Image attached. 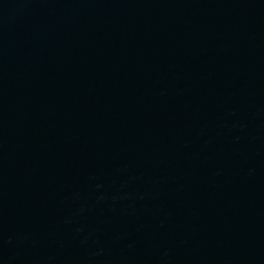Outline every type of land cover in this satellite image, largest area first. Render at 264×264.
Masks as SVG:
<instances>
[{"label":"water","instance_id":"1","mask_svg":"<svg viewBox=\"0 0 264 264\" xmlns=\"http://www.w3.org/2000/svg\"><path fill=\"white\" fill-rule=\"evenodd\" d=\"M0 264H264V0H0Z\"/></svg>","mask_w":264,"mask_h":264}]
</instances>
